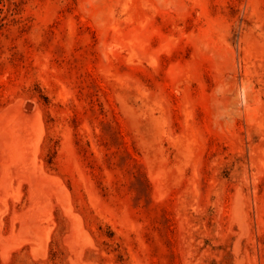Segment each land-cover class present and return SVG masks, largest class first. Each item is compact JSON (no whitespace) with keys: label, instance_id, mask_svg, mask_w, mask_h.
Segmentation results:
<instances>
[{"label":"rangeland","instance_id":"374dc122","mask_svg":"<svg viewBox=\"0 0 264 264\" xmlns=\"http://www.w3.org/2000/svg\"><path fill=\"white\" fill-rule=\"evenodd\" d=\"M0 264H264V0H0Z\"/></svg>","mask_w":264,"mask_h":264}]
</instances>
